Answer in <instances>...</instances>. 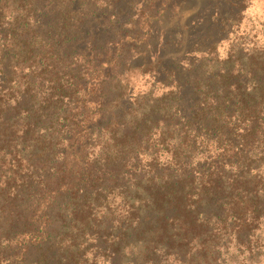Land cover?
I'll use <instances>...</instances> for the list:
<instances>
[{
  "label": "trees",
  "instance_id": "trees-1",
  "mask_svg": "<svg viewBox=\"0 0 264 264\" xmlns=\"http://www.w3.org/2000/svg\"><path fill=\"white\" fill-rule=\"evenodd\" d=\"M245 1L0 0V264H264Z\"/></svg>",
  "mask_w": 264,
  "mask_h": 264
},
{
  "label": "rangeland",
  "instance_id": "rangeland-1",
  "mask_svg": "<svg viewBox=\"0 0 264 264\" xmlns=\"http://www.w3.org/2000/svg\"><path fill=\"white\" fill-rule=\"evenodd\" d=\"M198 2V1H197ZM201 3H193L190 4V7L185 8L184 11L180 13V24H184L187 19L193 16V20L191 21L192 25L198 22L195 16L196 13L199 11V5ZM246 9L243 12L242 16H236L234 18L233 23H239L236 27H233L234 30L230 31V40L224 41L220 45H218L220 51H224V49L230 44H236L242 37V40L246 42H250L251 46H255L258 48H264V0H246L245 1ZM221 8V7H220ZM227 8L224 6L221 15L224 16L226 13ZM201 12V11H199ZM211 14V13H210ZM206 23L205 17L202 18ZM176 18L172 21H169L167 24L164 25L166 28L175 27L177 24Z\"/></svg>",
  "mask_w": 264,
  "mask_h": 264
}]
</instances>
